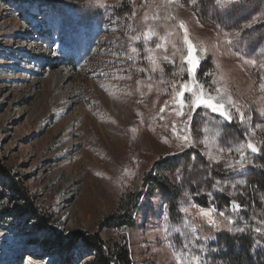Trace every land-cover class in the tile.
Listing matches in <instances>:
<instances>
[{
  "label": "rangeland",
  "instance_id": "obj_1",
  "mask_svg": "<svg viewBox=\"0 0 264 264\" xmlns=\"http://www.w3.org/2000/svg\"><path fill=\"white\" fill-rule=\"evenodd\" d=\"M104 2L106 7L95 0H0V166L6 173H0V264H88L91 251L77 232H96L121 195L141 191L145 174L157 175L155 163L171 160L164 173L169 189L143 190L133 227L100 234L104 240L123 238L133 264H176L173 251L186 254L190 264H211L221 217L211 225L181 212L187 206L184 193L204 207L214 201L227 216L229 201L242 202L264 181V143H259L264 128L251 137L261 149L246 152L251 164L226 171V162L238 161V154L225 153L215 162L203 154V144L181 147L172 137L171 122L178 118L170 107L160 113L171 99V85L159 81L187 78L179 75L180 55H186L177 27L182 20L193 43L199 47L202 42L205 49L197 79L211 83L222 76L221 85L245 114L241 122L234 112L229 123L199 109L192 119L193 139L202 140L196 129L212 121L210 126L222 132L218 146L227 149L242 142L249 128L264 126L259 87L264 83L259 67L264 64V17L243 27L264 12V0ZM145 12H159L161 20L145 22ZM168 16L176 20L164 19ZM149 28L159 36L171 33L167 52L155 56L171 57L175 43L180 50L175 64L161 59L152 70L142 50V34ZM138 35L140 40L131 39ZM158 42L152 37L148 43L155 47ZM133 46L141 49L139 54L131 52ZM216 148L212 144L208 150L215 154ZM125 168L134 174L124 176ZM9 178L22 183L37 213L23 215V196L10 191ZM241 180L245 183L231 187ZM216 181L224 191L213 187ZM38 221L50 240L36 230Z\"/></svg>",
  "mask_w": 264,
  "mask_h": 264
},
{
  "label": "snow or ice",
  "instance_id": "obj_2",
  "mask_svg": "<svg viewBox=\"0 0 264 264\" xmlns=\"http://www.w3.org/2000/svg\"><path fill=\"white\" fill-rule=\"evenodd\" d=\"M96 4L100 7H106L104 0H95ZM234 2V0H231ZM173 3H178V0H166L167 5H171ZM260 17H264V12L258 13L256 16H253L251 20H249L243 27H251L253 23H255ZM164 19L168 20H176L175 16L164 17ZM145 22L148 21H160L161 16L159 12L155 13L152 16H149L147 12L143 17ZM177 27L183 31V39L182 43L184 45L183 51L186 52V55H180V72L179 75L183 77L184 73L187 74L186 79H181L179 81L171 80L166 81L163 78L159 81L161 84H170L171 85V99L165 101L164 106L160 108V113H163L167 108H171V112L174 113L175 117L178 119L173 120L171 122L170 132L172 137L178 141L179 146L181 147H192L197 143L203 144L205 146V152L203 154L207 155L209 159L219 162V160L224 159L225 153L231 155L233 152L238 154L239 160L235 162H226V171H237L238 168L242 169L246 167V162L251 164V161L247 159L246 152L250 151L251 153L260 152V148L257 146L256 142H253L251 139L252 136L255 135L256 129L264 128L262 125H256L255 128H249L248 132L245 133V139L235 145L228 147L227 149L218 146V140L222 136V132L219 128L211 127L212 121H209L205 124L203 129H196L197 134L203 133L204 138L202 140L193 139V129H192V119L193 115L197 113L199 109L206 110L207 113H213L218 115L224 121L232 122L234 119V112L238 116L241 122L245 121V114L239 110L238 103L233 100L232 95L229 93L226 85H221V81L223 77L221 76L219 80L213 78L211 83L202 82L197 79V70L200 67V62L202 59V53L205 49L201 45L198 47L193 43L189 30L184 21H178ZM171 35V33H166L164 36H159V34L153 29L149 28L148 31L142 34L144 40L143 51L148 53L149 62L152 65V70L156 71L159 68V60H163L167 63L175 64V56L177 52L180 50L176 48V44L173 43L174 52L172 56L163 55L162 57H156L155 54L158 51L167 52V36ZM227 36V34H225ZM141 36H134L131 39L133 41L140 40ZM152 37H158L159 41L155 44V47L150 46L148 43ZM231 43V41H228ZM141 49L137 47H131V52L133 54H139ZM131 58V57H130ZM253 66H257L256 60L249 61ZM260 68L264 69V64L259 65ZM161 72L162 68L159 69ZM173 75H177V73H173ZM206 76H213V73H205ZM138 83H140L138 81ZM152 85L149 84L148 88L151 90ZM260 90L264 91V83L259 85ZM163 116H160V119H163ZM131 131L133 133L136 132L135 128H132ZM165 143H169V139L167 137H162ZM264 143V142H259ZM212 144H217L216 153L209 151L208 148ZM238 165V168H237ZM99 175V173H97ZM129 169H124V176L132 175ZM124 176L121 179H124ZM179 178V177H178ZM244 184L245 181H237L232 184L231 187L235 188L236 184ZM213 187L218 191H224V187L221 186L220 181H216L213 184ZM211 196V193H208ZM185 200L187 201V206H184L180 209L181 212L186 215L194 218H200L204 220L206 223L211 225H217L218 220L217 217L225 218L229 223H231V217H226L225 211L219 209L214 201L208 207H204L200 204H197L192 199L191 195L187 192L184 193ZM167 208V205H164ZM228 207L232 212H239L242 210L241 203L236 200L229 201ZM196 211L193 212L192 210ZM187 226V225H185ZM240 230V229H238ZM260 229H257L259 231ZM174 231H181L180 228H175ZM193 234H195L196 229H192ZM207 239V237H205ZM187 247V244L185 245ZM176 264H190V260L186 259V254L179 253L173 251L172 253ZM191 260L199 261V257L192 256Z\"/></svg>",
  "mask_w": 264,
  "mask_h": 264
},
{
  "label": "trees",
  "instance_id": "obj_3",
  "mask_svg": "<svg viewBox=\"0 0 264 264\" xmlns=\"http://www.w3.org/2000/svg\"><path fill=\"white\" fill-rule=\"evenodd\" d=\"M171 163L172 160L168 163L165 161L155 163L154 167L157 175L145 174L141 191L121 195L117 201L115 211L105 214L98 221L96 232L87 235L77 232L76 237L82 240L84 246L91 251L92 257L89 259L88 264H133L123 238H107L104 240L100 233L133 227L132 214L135 210H138L137 204L143 198V190L158 189L166 191L169 189L170 186L164 173ZM0 173L3 176L6 174L1 166ZM8 188L11 192L22 194L19 197L22 198L23 196V215L32 216V214L37 213L33 198L23 193L25 187L22 186L19 180L9 178ZM170 195L175 196L173 192ZM221 199L227 204L226 199L223 197ZM240 203L244 206L241 211L237 213L230 210V213L226 216L231 217V223L225 218L219 219V225L214 234L215 241L211 244L215 248L214 253L212 247H210L209 263L211 264H264V181L257 182ZM36 223V230L44 232L42 239L45 241L50 240V237L45 236L46 230L43 222L38 221ZM257 229L260 230L257 231ZM59 242L62 243L61 240ZM73 242L74 240L69 243L73 244Z\"/></svg>",
  "mask_w": 264,
  "mask_h": 264
}]
</instances>
